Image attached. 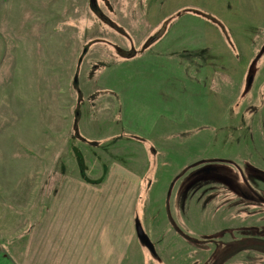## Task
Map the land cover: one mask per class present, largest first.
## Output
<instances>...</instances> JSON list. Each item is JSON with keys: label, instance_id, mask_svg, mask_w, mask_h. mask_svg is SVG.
Wrapping results in <instances>:
<instances>
[{"label": "rangeland", "instance_id": "obj_1", "mask_svg": "<svg viewBox=\"0 0 264 264\" xmlns=\"http://www.w3.org/2000/svg\"><path fill=\"white\" fill-rule=\"evenodd\" d=\"M195 1L95 0L110 26L90 0H0V264H117L127 243L128 258L143 259L133 250L137 194L151 236H172L165 201L177 179L192 186L223 166L215 156L264 149L258 131L245 148L242 96L250 89L248 98H257L262 82L264 0L219 5L218 28L203 20L209 25L200 34L214 49L158 40V56L151 49L126 54L166 27L160 22L174 12L170 4ZM167 51L180 54L169 58L183 63L184 77L164 59ZM217 57L218 76L197 73L199 62L208 71ZM201 163L213 168L197 169ZM235 225L251 227L252 260L264 258V213ZM174 237L172 250L182 242Z\"/></svg>", "mask_w": 264, "mask_h": 264}, {"label": "flooded vegetation", "instance_id": "obj_2", "mask_svg": "<svg viewBox=\"0 0 264 264\" xmlns=\"http://www.w3.org/2000/svg\"><path fill=\"white\" fill-rule=\"evenodd\" d=\"M228 1L229 0H207V2H203L202 0H196L194 3L175 2L174 4H170V6H174V12L164 17L160 22L162 24L167 20L168 23L165 25L166 27L159 31L160 25H158L145 41L141 42L137 48L131 46V50L127 51L126 54L136 55L139 51L145 53L151 49V55L158 56L161 51L155 50V47L153 49L155 42L158 40H161L159 42H166V45L179 43L181 45L180 48L191 47L193 42H197L196 47H199L201 43H207L208 45L206 44V46H200L199 48L205 47L206 49H214L212 39L208 41L207 36L200 33L203 28H207V25L210 23L216 24L212 26L218 28L220 22L217 19L219 17L217 10L220 9L219 5L224 9H229L226 5L230 4ZM91 9L96 12L104 22L113 26L107 16L99 10L95 2L91 4ZM193 16L196 18L197 22L192 21ZM213 16L215 18H213ZM262 16V20H264V13ZM189 17L190 19H188ZM203 20H206L205 22H209V24L202 23ZM249 25L250 21L248 26ZM171 29H175V32L172 34H170ZM261 29H264V24H261ZM223 32L226 33V30ZM261 33L263 34H260V37L264 44V31H261ZM226 36L228 35L226 34ZM114 49L118 54L124 53L122 49L116 46ZM134 49L137 51H134ZM170 54L171 51L165 52L164 59L169 62V66L178 70L179 74L182 73L184 77L185 74L179 71L181 69L180 65L183 63H171L170 59L179 58L178 55L180 54L174 57H171ZM263 54L264 51L261 52L259 57L261 60L260 66L263 67V71L262 82L259 85L258 91H256L257 98H248V96L252 94L250 89H246L242 94L243 100H245L244 115L247 118L244 120L247 129V142L245 141L244 144L245 148L249 147V149L254 145V139L256 140V137H258L256 136L257 131L260 133V139L264 142ZM165 60H163L164 66L166 63ZM255 63L256 62H253L252 58L251 61L249 59L247 63L246 71L249 73L247 77L248 79L251 78V82L249 84L247 83L248 86L252 83L251 74H254ZM210 64L212 65L211 67L208 65L203 67L208 71H203L201 69V62H199L197 73L200 75L209 74L212 78L214 77L212 75L218 76L217 73L220 74L218 71V57L216 62L210 61ZM213 67L216 69L214 70ZM198 83L203 86V82ZM212 86H216V83L212 84ZM189 88L191 91H198L197 88L194 89L192 86H189ZM184 89H186V87L181 89V91ZM194 95H197V93H194ZM196 97L201 101L205 98L202 97V94H198ZM117 139L118 142L123 141V137L118 136ZM227 153V156L221 155L214 157V161L223 165L219 168V171H213L212 175L215 178L199 179L194 185L189 187H185L188 180L177 179L179 183L175 187L174 194L172 195L173 190H171L165 201V207L166 209L168 208V210H166L167 216L165 219L167 221L170 220V229L172 230V236L169 234V238L165 236V232L159 233L157 238H153V235L151 236L152 233L149 232L148 222L140 215L138 209L140 196L138 194L136 195L133 205L135 203L137 204L141 227L152 245L151 247H147L139 243L135 233L132 207L131 222L135 239V247L133 250L140 249L144 258H138L137 254L134 259H129L130 244L127 243L125 254H123L124 256L122 258L118 259L117 264H264V258L261 256L259 258H253L254 260H252L250 253L251 227L235 225L236 221L249 220L251 216L261 219L264 213V174L261 172V174H257L250 171L247 164L252 163L258 168L264 169V166H262V161H264V149L257 148L253 153V157L241 156L240 154H235V152ZM210 165L201 163L197 169H202L204 166L205 168L212 167ZM216 167L217 166H215V168ZM230 179L235 180V184L232 183L233 181H230ZM175 183L176 182H174V184ZM156 218L157 216L155 214H153L151 219L148 216L149 223L150 221L155 223ZM173 219L178 222L177 226L176 223L173 225ZM152 232L154 233L155 231ZM176 235H178L182 242H179L178 248L172 250L170 246L173 242L170 241H172V238H175L174 236ZM236 235L240 236L237 237ZM164 238H168V241H163ZM161 251L164 252L166 256H162Z\"/></svg>", "mask_w": 264, "mask_h": 264}, {"label": "water", "instance_id": "obj_3", "mask_svg": "<svg viewBox=\"0 0 264 264\" xmlns=\"http://www.w3.org/2000/svg\"><path fill=\"white\" fill-rule=\"evenodd\" d=\"M90 2H91V4H94L95 0H90ZM77 80H78L77 74H75L74 79H73V85L74 86L77 85ZM250 82H251V78L248 79L247 83L249 84ZM78 117H79V110L76 109L74 112V123H73V129L75 131L77 130V127H78V125H77ZM260 172L264 174V171H262V170L258 171L257 170L258 174H261ZM133 213H134V217H133L134 219L133 220H134L135 233H136V236L138 238L139 243L141 245L151 247L152 244H151L149 238L147 237L146 233L143 231V229L141 227L140 216L138 213L136 203L133 205Z\"/></svg>", "mask_w": 264, "mask_h": 264}, {"label": "crops", "instance_id": "obj_4", "mask_svg": "<svg viewBox=\"0 0 264 264\" xmlns=\"http://www.w3.org/2000/svg\"><path fill=\"white\" fill-rule=\"evenodd\" d=\"M9 187L10 186V180H8L7 184H3V187Z\"/></svg>", "mask_w": 264, "mask_h": 264}, {"label": "bare ground", "instance_id": "obj_5", "mask_svg": "<svg viewBox=\"0 0 264 264\" xmlns=\"http://www.w3.org/2000/svg\"><path fill=\"white\" fill-rule=\"evenodd\" d=\"M39 129V126L37 127V130ZM40 130V132H41V128L39 129ZM38 132V131H37Z\"/></svg>", "mask_w": 264, "mask_h": 264}]
</instances>
